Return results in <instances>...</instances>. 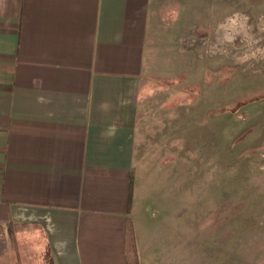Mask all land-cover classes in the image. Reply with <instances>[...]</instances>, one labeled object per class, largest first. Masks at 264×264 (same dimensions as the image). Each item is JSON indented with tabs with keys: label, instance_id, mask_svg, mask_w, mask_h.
I'll use <instances>...</instances> for the list:
<instances>
[{
	"label": "crops",
	"instance_id": "crops-1",
	"mask_svg": "<svg viewBox=\"0 0 264 264\" xmlns=\"http://www.w3.org/2000/svg\"><path fill=\"white\" fill-rule=\"evenodd\" d=\"M151 1L0 0V264H130V226L138 264H189L139 225L179 163L144 111Z\"/></svg>",
	"mask_w": 264,
	"mask_h": 264
},
{
	"label": "rangeland",
	"instance_id": "rangeland-1",
	"mask_svg": "<svg viewBox=\"0 0 264 264\" xmlns=\"http://www.w3.org/2000/svg\"><path fill=\"white\" fill-rule=\"evenodd\" d=\"M149 16L144 111L179 128L141 206L149 255L178 238L189 264H264V0H152Z\"/></svg>",
	"mask_w": 264,
	"mask_h": 264
},
{
	"label": "trees",
	"instance_id": "trees-1",
	"mask_svg": "<svg viewBox=\"0 0 264 264\" xmlns=\"http://www.w3.org/2000/svg\"><path fill=\"white\" fill-rule=\"evenodd\" d=\"M24 226L16 227L17 230L23 229ZM11 233H14L12 227L10 226ZM128 251L130 255V264H138V257L135 251V238H134V231L132 226L129 227V234H128Z\"/></svg>",
	"mask_w": 264,
	"mask_h": 264
}]
</instances>
